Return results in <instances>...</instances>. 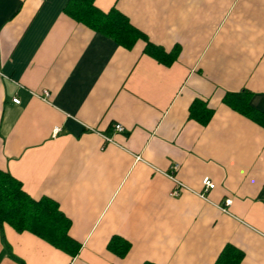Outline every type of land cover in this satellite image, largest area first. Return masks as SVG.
<instances>
[{
	"label": "crops",
	"instance_id": "obj_1",
	"mask_svg": "<svg viewBox=\"0 0 264 264\" xmlns=\"http://www.w3.org/2000/svg\"><path fill=\"white\" fill-rule=\"evenodd\" d=\"M66 2L0 0V171L56 202L79 249L3 225L0 264H264V0H93L141 35L128 49Z\"/></svg>",
	"mask_w": 264,
	"mask_h": 264
},
{
	"label": "trees",
	"instance_id": "obj_2",
	"mask_svg": "<svg viewBox=\"0 0 264 264\" xmlns=\"http://www.w3.org/2000/svg\"><path fill=\"white\" fill-rule=\"evenodd\" d=\"M64 14L74 22L110 39L124 49L130 48L141 36L123 15L114 9L105 13L101 12L93 6V0H67ZM145 47L146 52L159 61L168 63L172 59L171 55L170 58H165L155 53L152 51L153 48H149V44ZM228 97L227 95L224 99L227 101ZM236 100L238 101L232 103L234 111L251 120L259 115L247 105L246 98ZM3 225L9 226L18 234L29 233L69 257H74L78 252L79 245L67 234L69 221L58 210L57 203L45 197L38 199L29 197L21 190L17 180L7 172L0 171V231ZM106 249L117 257H123L129 249V244L114 237L108 241ZM226 252L220 253L215 264L238 263L241 258L240 253L230 250Z\"/></svg>",
	"mask_w": 264,
	"mask_h": 264
},
{
	"label": "built area",
	"instance_id": "obj_3",
	"mask_svg": "<svg viewBox=\"0 0 264 264\" xmlns=\"http://www.w3.org/2000/svg\"><path fill=\"white\" fill-rule=\"evenodd\" d=\"M42 97L43 98L47 97V94L45 92H43L42 93ZM12 103L15 104V105H17L18 104V100L17 99H12ZM112 129L116 133H121L123 131V128L120 125H118V124L113 125ZM54 133H56V130H54ZM102 139H103V142L104 143H110L111 142V140L109 138H107V137H102ZM175 168L176 167L174 166V169ZM201 184H202V187H203L204 191L211 190L214 187L213 184L210 182V180L207 179V178H204L201 181ZM178 186L180 187V185H178ZM176 194H177L176 192H173L172 193V195H176ZM228 204H229V200H225L224 201V205H228Z\"/></svg>",
	"mask_w": 264,
	"mask_h": 264
}]
</instances>
